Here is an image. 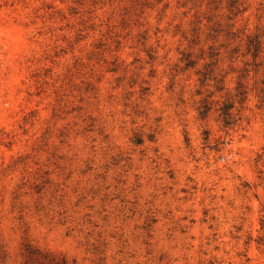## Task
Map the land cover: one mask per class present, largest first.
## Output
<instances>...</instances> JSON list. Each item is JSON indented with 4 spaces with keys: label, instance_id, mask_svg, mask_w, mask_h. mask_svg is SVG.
I'll return each mask as SVG.
<instances>
[{
    "label": "rangeland",
    "instance_id": "obj_1",
    "mask_svg": "<svg viewBox=\"0 0 264 264\" xmlns=\"http://www.w3.org/2000/svg\"><path fill=\"white\" fill-rule=\"evenodd\" d=\"M256 33L264 0H0V264H264Z\"/></svg>",
    "mask_w": 264,
    "mask_h": 264
},
{
    "label": "trees",
    "instance_id": "obj_2",
    "mask_svg": "<svg viewBox=\"0 0 264 264\" xmlns=\"http://www.w3.org/2000/svg\"><path fill=\"white\" fill-rule=\"evenodd\" d=\"M247 54H250L253 62V65H257L256 61L260 58L261 54L263 53V41L260 38L259 34H254L248 37L247 44H246ZM209 58L213 59L215 62L218 61V52L211 50L209 52ZM187 59L186 65H191L192 61ZM209 73H204L201 79V82L204 83L209 78ZM240 95L243 92H239ZM233 102H223L222 105L217 109L219 111V118L224 127L229 126L232 123V114L230 112L231 108H233ZM210 110V106L203 102L202 105L198 108L199 117L205 118ZM252 243H254L255 248L258 252L264 255V214L259 220V229L258 235L255 239H252L250 236L244 242L245 247L249 248ZM247 251V250H246ZM245 251V252H246ZM246 257V253L243 254ZM249 258H246L248 261ZM26 264H70L64 256H58L50 251H42L38 248H32L28 246L26 248Z\"/></svg>",
    "mask_w": 264,
    "mask_h": 264
}]
</instances>
